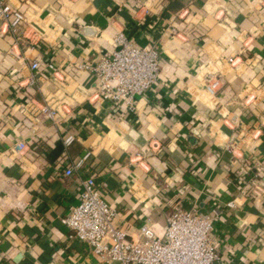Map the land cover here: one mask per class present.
<instances>
[{
	"label": "crops",
	"instance_id": "crops-1",
	"mask_svg": "<svg viewBox=\"0 0 264 264\" xmlns=\"http://www.w3.org/2000/svg\"><path fill=\"white\" fill-rule=\"evenodd\" d=\"M7 2L24 20L0 22V264H103L60 221L88 176L130 235L164 237L178 208L217 212L219 264H264V186L246 185L264 164V0ZM119 34L161 53L133 108L101 100L78 68Z\"/></svg>",
	"mask_w": 264,
	"mask_h": 264
},
{
	"label": "built area",
	"instance_id": "built-area-1",
	"mask_svg": "<svg viewBox=\"0 0 264 264\" xmlns=\"http://www.w3.org/2000/svg\"><path fill=\"white\" fill-rule=\"evenodd\" d=\"M24 20L23 14L11 8L7 0H0V22L16 32ZM117 48L101 56L97 63H85L78 68L90 72L97 83L96 94L107 102L126 100L127 107L133 108L137 98L144 95L158 81L161 73L160 48L157 44L142 46L119 34L115 40ZM234 62V59H230ZM50 70L58 72L53 63L47 64ZM39 69V62L32 65ZM219 80L209 79L206 90L217 91ZM41 113L56 120L58 113L50 106L41 109ZM75 137L64 138L66 146L74 142ZM28 145L21 142L18 151ZM71 165L66 170L72 176L79 170ZM262 176V184L258 177ZM258 196L264 186V164L246 181ZM80 200L60 221L70 231V238L85 244L103 264H219L220 254L214 234V222L219 217L202 214L196 209H176L167 221L164 237H159L153 229L144 224L137 236L130 235L119 227V211L112 207L102 196L95 177H81ZM234 207L233 202L227 204Z\"/></svg>",
	"mask_w": 264,
	"mask_h": 264
}]
</instances>
